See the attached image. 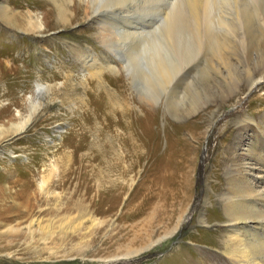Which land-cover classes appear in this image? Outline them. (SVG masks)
<instances>
[{
  "label": "rangeland",
  "instance_id": "rangeland-1",
  "mask_svg": "<svg viewBox=\"0 0 264 264\" xmlns=\"http://www.w3.org/2000/svg\"><path fill=\"white\" fill-rule=\"evenodd\" d=\"M0 1L15 10L21 30L10 29L0 10V126L29 119L26 97L38 81L50 90L40 93L42 106L22 133L0 136V264H228L222 222L230 148L243 116L264 114V81L249 92V76L236 67L231 76L211 71L210 84L202 67L177 112L159 114L156 137L124 147L126 130H104L93 110L122 115L148 107L139 104L136 84L118 89L106 71H81L85 47L100 60L106 51L87 21L66 29L55 14V30L40 37L35 22L45 7ZM244 49L252 76L262 77L254 68L264 51ZM236 84L247 94L226 102Z\"/></svg>",
  "mask_w": 264,
  "mask_h": 264
},
{
  "label": "bare ground",
  "instance_id": "bare-ground-1",
  "mask_svg": "<svg viewBox=\"0 0 264 264\" xmlns=\"http://www.w3.org/2000/svg\"><path fill=\"white\" fill-rule=\"evenodd\" d=\"M37 1L40 7H45L43 12H37L35 33L38 36L45 37L55 30L52 18L56 15L66 29L75 23L87 21L90 34L106 51L102 52L104 59L100 60L88 47L83 53H80V49L75 50L84 59L83 62L79 60L81 71L92 77L101 76L106 71L118 89H124V84L127 89L136 88L135 84L138 87L139 104L147 109L138 107V112L126 109L122 115H110V112L105 113L103 108L97 107L91 114L92 119L101 120L104 130L113 127L126 130L129 140L125 141L124 147H138L143 136V141L151 142L152 136L158 134L159 114L162 113L165 119L167 111L177 112H174L176 104L190 91L194 85V72L202 67L207 68L208 75L213 71L216 76L222 77L226 75H223V71L231 76L236 67H242L249 76V92L264 81L263 56L254 68L257 75L262 77L255 78L252 76L253 60L245 54L240 55L245 47L247 53L264 51V0ZM0 10L1 19L7 26L21 31L15 25V10L1 1ZM124 74H127V78ZM215 75L207 76V82L213 83ZM59 85L63 86L64 83ZM208 88L206 92L210 94ZM229 89L230 94L225 92L227 95L222 96L226 102L240 94H247L240 90L236 92L239 89L237 84ZM49 91L46 85L38 81L36 90L26 97L31 111L29 119H25L24 123L11 124L10 129L1 125L0 136L9 131L22 133L42 106L40 93ZM211 103L217 105L215 100ZM158 104L160 107L156 108ZM1 117L4 118L5 114H0ZM241 123L237 129L240 132L238 140L230 148L225 175L227 190L222 223L227 234L222 241L223 252L228 264H264V114L258 117L245 115ZM175 132L181 133L182 130L177 128ZM81 142L85 146L84 139ZM81 145L76 147L81 148ZM44 186L45 182L41 187ZM112 194L111 198L116 202L120 194L116 191ZM201 218L206 223L203 214Z\"/></svg>",
  "mask_w": 264,
  "mask_h": 264
}]
</instances>
